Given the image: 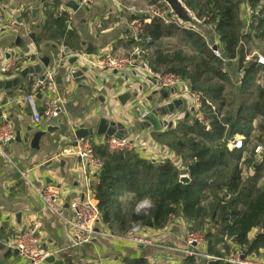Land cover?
<instances>
[{
	"label": "trees",
	"instance_id": "obj_1",
	"mask_svg": "<svg viewBox=\"0 0 264 264\" xmlns=\"http://www.w3.org/2000/svg\"><path fill=\"white\" fill-rule=\"evenodd\" d=\"M39 2L44 22L34 43L66 45L78 51V37L67 27L62 0ZM183 2L210 29L211 44L218 43L223 58L237 62V73L248 67L239 88L233 86L235 71L234 75L228 70L223 72L225 64L212 54L210 43L174 22L167 25L152 18L144 25L141 42L135 45L151 50L147 58L153 71L181 76L193 91L202 93L216 107V114H223L222 122L229 130L221 126L215 112L204 104L202 110L204 118L210 121L209 132H205L204 125H195L191 120L175 130L152 135L155 142L162 146L169 144L174 155L183 157L189 184L180 183L181 173L171 160L152 161L137 153L112 154L106 147H96L95 154L103 163L93 187L101 223L115 233H125L134 224L160 231L173 216L186 222L191 231L196 229L204 234L208 255L225 258L241 252L259 258L264 254V150L257 157L254 148L263 141L264 125L258 127L256 135L252 132L254 120L264 118V88L255 84L250 73L252 64L243 62L254 39L264 36V0ZM244 2L257 12L247 33L246 17L239 15ZM128 19L132 22L138 17ZM252 30L256 33L252 34ZM148 39L151 44L146 45ZM84 54L95 52L88 47ZM232 138L242 139L241 149L231 152L226 149L227 140ZM250 170L251 176L247 174ZM143 201H148L151 208L146 213L136 212V206ZM254 229L259 232L251 241L249 234ZM56 264L79 263L67 259ZM123 264L150 263L136 259L125 260ZM183 264L195 263L184 258Z\"/></svg>",
	"mask_w": 264,
	"mask_h": 264
},
{
	"label": "crops",
	"instance_id": "obj_2",
	"mask_svg": "<svg viewBox=\"0 0 264 264\" xmlns=\"http://www.w3.org/2000/svg\"><path fill=\"white\" fill-rule=\"evenodd\" d=\"M67 1L62 0V10L67 9L71 13L67 27L76 33L80 51H72L67 47L69 53L64 54L65 59L61 63L56 57L60 45L49 43L37 46L34 43L39 26L44 22L40 2L0 0L6 15L17 22L15 28L0 34V62L7 59L25 61L10 73H0V123L1 117L5 115L14 136L4 146L10 162L0 160V231H3L0 236V264H29L19 255L7 256V242L15 234L33 225L37 226L42 244L57 251L56 256H52L53 262L43 264H56L67 259L88 261L90 264H123L125 260L136 259H145L150 264H183V256L166 250L171 246L181 247L183 236L190 231L181 218L175 219L168 232L155 237L157 248L130 246L118 240H104L97 236L89 244L74 247L65 221L46 210L33 189L22 179V174H27L34 186L55 190L61 198L67 218L72 215L69 208L71 203L91 196L96 203L93 187L97 184V178L93 170L78 157L60 155L64 148L74 146V141L67 138L65 133L71 134L73 128L80 125L84 128L97 126L100 119L121 123L125 128L136 130L131 136H126L129 140L135 144L146 143L147 148L139 154L140 157L173 162L174 154L169 149L170 145L158 144L152 135L175 130L181 123L193 121L194 118L191 102L186 96L180 97L159 89L156 81L139 68H131L124 73L105 74L88 68L85 74L88 90L81 88L73 79L71 85L66 87L62 78L72 68L69 59L76 57L79 66L84 65L83 60L77 57L79 52L84 58H94L105 54H128L134 47H138L131 43V21L128 16L117 11L107 0H96L94 5L83 8L81 13L66 8ZM30 35H34L33 40ZM88 47L95 54H84ZM41 59H48L47 69H55V78L61 79L60 84L56 83L54 95L61 98L63 108L57 119L36 124L28 106L23 102L35 75L27 74L23 77L21 72L40 63ZM227 68L229 73L235 71V75L238 74L236 62L230 63ZM160 91H164L167 98H162ZM45 99V96L38 98L40 107ZM177 99L182 100L181 110L172 115L153 116L156 121L166 124L154 130L150 124L144 123V129H140L144 112L148 113ZM173 117H178V121L173 122ZM164 148L167 150H162ZM247 174L251 176L253 171ZM90 182L95 184L90 185ZM98 229L111 231L101 222ZM258 232V229L252 230L249 239L252 241Z\"/></svg>",
	"mask_w": 264,
	"mask_h": 264
},
{
	"label": "built area",
	"instance_id": "obj_3",
	"mask_svg": "<svg viewBox=\"0 0 264 264\" xmlns=\"http://www.w3.org/2000/svg\"><path fill=\"white\" fill-rule=\"evenodd\" d=\"M39 2V0H35ZM80 8H87L95 4L96 0H75ZM117 11L120 13L126 14L129 17H138V19L132 20L130 23V31L132 35V41L137 44L141 42V37L143 35L144 25L149 23L152 18H157L161 20L164 24L173 23L169 18L170 16L165 12H156V11H146L141 12L135 7L126 6L122 0H107ZM247 7L248 14L250 19L247 18L245 23V33L249 30V25L253 16L257 15V12L250 8L248 3L242 6ZM67 10V9H66ZM63 10L67 15L66 24L71 20V13ZM174 23L178 26L177 22ZM17 26V22L14 18H10L6 15L4 9L0 6V34H2L7 29H13ZM212 46L216 47V50H213ZM209 49L212 54L220 59L223 64H225L222 69L223 72H226L227 64L232 63L225 60L220 52V47L215 41L214 43L209 44ZM151 54V50L147 48L134 47V49L128 54H118V55H97L94 58L90 56H82L77 54V57H80L82 62L87 68L94 69L99 74H105L110 72L124 73L131 68H139L146 75L150 76L156 81L157 87L161 90L170 91L171 94H176L180 97H187L192 105L193 109V121H198L199 124L204 125L205 132L210 131V121L206 120L203 115V105L211 107V110L215 112L217 120L221 123V126L225 130H229L228 125L222 122L223 114H216V107L206 99L202 93L193 91L190 84L183 80L181 76H178L172 72H156L153 71L148 63V56ZM57 59L59 62H63L64 57V47L60 45L57 52ZM252 54H246L243 64L250 65V63H256L255 66L264 65V56L263 54H258L254 58V62H249L252 59ZM24 60L21 59H7L3 62H0V73L6 74L18 69V65L24 63ZM237 65V62H236ZM256 67L253 72L256 73ZM247 69V68H246ZM246 69L242 71L246 73ZM251 70V68H250ZM56 70L49 68L43 71V79L40 80L37 75L33 76V81L30 84V89L28 95L23 98V102L28 106L29 112L32 116L34 123L40 124L42 121H50L57 119L62 112V100L58 96L54 95L56 89ZM241 73V74H242ZM245 73L243 75H245ZM242 75V77H243ZM241 77V78H242ZM63 83L66 87H69L72 83V78L70 73H66L62 78ZM49 95H51L49 97ZM45 96L46 99L40 107L38 104V98ZM171 100L170 102H172ZM167 102L166 104H168ZM162 104V105H166ZM147 114L144 112L142 117ZM0 123V160L4 162H10L9 156L4 150V146L12 141L13 139V130L12 126L7 120V117L3 115L1 117ZM259 121V120H258ZM254 120L253 123V132L258 131V127L264 125V118L261 121ZM263 141L257 144L254 148L255 156L259 157L264 150V138ZM75 146L64 148L60 155L62 156H76L82 160L87 166H89L94 174H98L102 168V160L97 157L95 154L96 147H106L109 153H124V152H133L134 154L144 153L147 148L146 143L141 142L138 144L133 143L132 140H129L126 136L118 139L114 136H91L83 139L74 141ZM243 146L242 139L232 138L227 140L226 149L228 151L239 150ZM143 158V157H141ZM145 159V158H144ZM181 176H188L187 169H180ZM182 171V172H181ZM180 176V177H181ZM22 179L25 184L33 189L35 194L39 197L43 206L51 214L55 215L57 218H60L65 221L66 226L68 227L72 244L74 247H81L86 244H89L94 237H99L104 240H118L130 246L137 247H152L157 248L158 244L155 239L156 236L164 234L169 231V228L174 224L175 217L171 216L166 226L160 231H152L150 229L143 228L140 224H134L130 227L125 233H114L109 230L100 231L98 229V224L101 222V214L96 206V203L91 199H86L82 201L73 202L70 204L69 208L71 211V216L65 217L64 208L62 207L61 198L58 193L48 187L34 186L27 174H22ZM151 208V205L148 201H143L136 206V212L143 213V211H148ZM145 212V213H146ZM9 248L16 249L18 255L28 261L29 264H43L46 262V259L52 256H56L57 251L46 248L42 242L40 235L37 230V226H30L24 231L15 234L7 242ZM207 242L203 233L199 231H188L182 238V246L176 247L171 246L167 247V251L179 254L183 258H191L194 260L195 264H214L217 262H224L226 264H264V254L262 257H254L253 255L247 256L241 252H235L228 255L225 258H218L215 256L208 255L206 253ZM79 264H90L88 261H80Z\"/></svg>",
	"mask_w": 264,
	"mask_h": 264
},
{
	"label": "water",
	"instance_id": "obj_4",
	"mask_svg": "<svg viewBox=\"0 0 264 264\" xmlns=\"http://www.w3.org/2000/svg\"><path fill=\"white\" fill-rule=\"evenodd\" d=\"M163 2L167 5V7L170 9L169 16L174 18L175 21L178 23L179 28H186L193 30L194 32L200 34L208 43L212 42V35L210 29L200 20L197 19L196 15L190 11L186 5L184 4L183 0H163ZM66 8L69 10L75 12V13H81L83 11L82 8L78 6V4L74 0H68L65 4ZM87 9V8H86ZM30 38L33 40L34 35H30ZM146 45L151 44V41L148 39L145 41ZM64 54L69 53V49L66 45H64ZM213 50H216L215 46H212ZM80 53H78L79 55ZM8 57V56H7ZM69 64H71L72 68L69 71L71 78L79 84L81 88H85L88 90L89 88L86 87V80H85V74L88 72V68L85 66H79L77 62L76 57H72L69 59ZM230 65V63L227 64V66ZM48 67V59H41L40 63L26 68L21 72V75L24 77L25 75H39V79L42 80L43 76L41 75L42 71ZM56 83L60 84L61 79L58 77L56 79ZM160 95H162V98H167V94L164 93V91L159 92ZM127 97V95L125 96ZM123 97V98H125ZM182 108V100L177 99L173 100L172 102H169L166 105L159 106V108H155L145 114L142 117L143 122L140 124V129H144V123H148L152 126L154 130H157L159 126H163L164 123L156 121L153 116H167L174 114L175 111H179ZM187 117V116H186ZM195 125H198V121H194ZM135 128H125L123 124L121 123H114L107 121L105 119H100L97 126L91 127V128H84V126H77L73 128V131L71 134H64L67 136V138H70L72 141H76L79 139L91 137L93 135L97 136H114L118 139L124 137V136H131L135 133ZM17 140L19 138L17 137ZM75 146V142L73 144ZM180 183L182 184H189L190 179L188 176H181L180 177ZM95 182H90V185H94ZM89 199H93L92 196L89 197ZM2 245L0 244V247ZM7 256L10 254L18 255V251L16 249L9 248L6 252ZM54 258L49 257L46 259V262H53Z\"/></svg>",
	"mask_w": 264,
	"mask_h": 264
},
{
	"label": "rangeland",
	"instance_id": "obj_5",
	"mask_svg": "<svg viewBox=\"0 0 264 264\" xmlns=\"http://www.w3.org/2000/svg\"><path fill=\"white\" fill-rule=\"evenodd\" d=\"M123 3L126 5V6H131V7H135L136 9H138L139 11L141 12H146V11H156V12H165L166 14L169 15L170 13V9L167 7V5L163 2V0H122ZM246 3L244 2L242 5H241V9L239 11V15L241 16V18H245L246 17V22L248 21L247 18L250 19V15L248 14V10H247V7L243 9V5H245ZM250 7V6H249ZM259 7V6H257ZM251 8V7H250ZM255 12V9L252 8ZM172 22L175 21L174 18L172 17H169ZM252 21V20H251ZM178 24V23H177ZM262 31V30H261ZM260 31V32H261ZM256 33L255 30L253 31L252 30V34ZM259 34V33H258ZM172 42L174 41V38L171 39ZM248 54H252L253 57L252 59H250L249 62H254V58L257 57L258 54H263L264 56V36L258 38V39H254V43L251 44L250 46V49H249V52ZM252 64L251 65V70H250V73L252 76H254V82L257 86H260V88H264V69L262 70L261 67L263 66H255L256 63H250ZM256 67V73L253 72L254 68ZM248 68L247 66H245L243 68L246 69ZM240 72L239 74H236L233 78L234 79V85L237 88H239V86L241 85V80H242V75L245 73L243 72ZM227 110V109H226ZM261 119L263 118H257L256 121H261ZM177 122L178 121V117H173V122ZM258 121V122H259ZM166 124V123H165ZM199 124V123H198ZM259 131V130H258ZM258 131H256L255 133H252L254 135H256V133H258ZM162 150H167L166 148L162 149ZM167 160V159H165ZM173 164H175V167L180 170V169H185L186 168V164H185V160L183 159V157H180L179 155H174L173 157ZM182 172V171H181ZM146 211H143V213H145ZM194 232L197 231L196 229L193 230Z\"/></svg>",
	"mask_w": 264,
	"mask_h": 264
}]
</instances>
